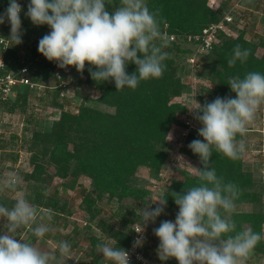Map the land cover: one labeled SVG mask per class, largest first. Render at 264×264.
Listing matches in <instances>:
<instances>
[{
    "label": "rangeland",
    "instance_id": "obj_1",
    "mask_svg": "<svg viewBox=\"0 0 264 264\" xmlns=\"http://www.w3.org/2000/svg\"><path fill=\"white\" fill-rule=\"evenodd\" d=\"M20 4L22 14L25 16L29 3ZM105 4L110 10H114L120 6V0H105ZM207 5L219 12L220 19L230 13L235 25H232V30L223 32L226 37H237L242 32L244 39L256 46V54L264 55V0H207ZM22 20L23 18L21 22ZM166 28L165 24L160 29L161 36L156 43L164 52L172 56L173 66L176 68L175 75L183 86L180 92L170 96L168 101L180 103L184 106V111H177L175 120L170 125L166 136L171 133L173 138L167 140L165 137L164 141L157 144V148L164 154L160 165L157 168L138 165L134 173L127 178L125 188L119 187L114 193L109 190L102 191L96 201L94 216L87 214L85 204L82 202L87 196L95 197L93 179L88 175L75 173L77 162L74 157L67 156L58 170L52 162H46L50 157L48 144L46 142L32 144L31 139L34 132H49L54 123L60 119L63 111L78 115L83 107L97 111H114L115 108L101 101L102 89L96 84L87 83L86 74L77 72L75 67L62 69L55 62L48 61L42 54L30 55L31 47L36 46V43L50 32L49 29L42 30L39 26L37 30L40 33L34 31L33 34L35 41L29 40L19 45L12 42L18 47L19 58L25 59L30 64L33 81L38 86L34 92L27 94V102L24 106L20 104L15 109H10L11 102L0 101V205L11 208L16 199L22 195L34 206L31 198L38 191L43 198L56 196L59 200L58 204L65 205L64 210L58 215H53L44 207L36 209V223L50 225L53 229L43 238H37L28 228L18 230L16 234L18 239L55 253L57 260L53 264H111L102 257L97 244L106 243L123 248L125 239L119 240L111 235L114 230L126 231L128 225L123 219V212L132 209L141 213V208L145 205L169 193L173 183L184 181L187 175H198L196 168L200 169L201 161L190 154L188 145L193 141L190 138L191 133L198 131L202 125L194 119L189 109L193 107L195 99L200 104H204L206 101L212 102L215 98L222 97L219 79L211 69L213 65L211 63L216 56L210 52L211 49L198 51V42L195 41L194 36L201 31L170 34ZM9 31L10 24L4 27L0 25L1 37L8 38ZM220 42L221 37L218 36L212 47ZM3 50L0 47V54ZM216 65L220 68L217 61ZM56 72L65 76V82H60L61 86L56 79ZM16 90L25 92L26 88L24 85H18ZM60 90L64 91V96H61ZM7 98L14 99L15 93H10ZM191 120L192 125L187 129L188 125L185 121ZM184 132H188V135L183 136ZM77 135L75 131L71 133L68 139L69 150L80 144ZM240 140L244 142V150L241 153L243 171L251 177L249 189L258 191L264 182V105L260 107L256 119L248 126L247 132ZM33 153L41 156L43 162H46L44 171H38L36 168L32 159ZM63 173L76 179L74 188L62 187ZM13 174L22 179L16 192L6 189L3 183ZM37 174L39 175L36 176ZM260 193L259 203L235 202L234 211H264V192ZM156 206V204L152 205V207ZM167 206L169 207H166L165 213L157 218L155 224H148L143 245L146 256L158 264H178L175 259L162 262L156 252L159 240L154 235L153 229L159 227L163 220H172L169 210L176 209L172 200L167 202ZM49 212L52 214L51 220L47 218ZM6 223V220H0V231L6 230ZM248 227L249 224H242V230ZM61 241H67L72 245L67 258L62 257L58 251ZM246 264H264V256H255L252 252Z\"/></svg>",
    "mask_w": 264,
    "mask_h": 264
},
{
    "label": "clouds",
    "instance_id": "obj_2",
    "mask_svg": "<svg viewBox=\"0 0 264 264\" xmlns=\"http://www.w3.org/2000/svg\"><path fill=\"white\" fill-rule=\"evenodd\" d=\"M22 6L9 0V6L0 15V24H10L11 40L22 43ZM35 26L47 25L51 31L38 43V52L59 68L75 67L83 74L86 64L96 82L114 81L117 91L135 90L141 81L161 78L168 57L156 43L161 36L160 10L150 11L145 0H120V6L110 10L105 0H30L25 14ZM249 49L237 44L228 59L229 66L246 61ZM129 64L136 71L127 72ZM96 69V70H93ZM235 98L217 97L200 104L196 99L189 112L202 125L188 147L198 155L203 169H197L198 186L171 195L178 206L175 220H163L154 228L159 240L156 250L163 261L175 259L178 264H246L256 245L264 239L262 232L250 227L237 231L232 213L239 197L238 186L225 183L218 177L210 161L213 148L230 159H238L244 150L243 136L264 105V74L246 73L228 80ZM167 140L173 137L171 133ZM4 187L16 192L21 177L13 174ZM156 204V207H152ZM166 197L154 200L141 208L142 230L133 242V249L142 247L143 232L149 223L155 224L165 213ZM49 220L52 214H47ZM0 220H6V230L0 231V264H53L57 256L29 242L17 238L18 230L28 228L37 238L53 231L50 225L37 224L36 208L24 196L16 199L11 208L0 205ZM35 225V226H33ZM226 237V238H225ZM72 245L61 241L60 255L67 258ZM105 260L111 264H131L127 250L106 243L97 244ZM142 259V257H137Z\"/></svg>",
    "mask_w": 264,
    "mask_h": 264
},
{
    "label": "trees",
    "instance_id": "obj_3",
    "mask_svg": "<svg viewBox=\"0 0 264 264\" xmlns=\"http://www.w3.org/2000/svg\"><path fill=\"white\" fill-rule=\"evenodd\" d=\"M21 2L30 3V0H20L18 3ZM145 2L150 11L160 10L159 19L161 22L159 28L161 29L166 24V30L170 34L197 33L207 25L220 19L219 12L208 7L207 0H145ZM8 5L9 0H0L1 15ZM20 16L23 18L21 30L24 34L22 42L35 41L33 34L34 31H38L39 26L33 25L31 20L26 15L24 16L22 12ZM8 24L5 21L0 25L4 27ZM40 27L42 30L49 29L51 31L47 25ZM10 35L11 30L7 35L8 38H6L11 43H8L6 47L0 46L4 49L0 54V60L3 62L0 67V75L15 71L17 67L23 64L29 65L31 70L30 64L25 59L19 58L18 47L12 44L15 41L11 40ZM218 36L221 37V42L215 44L210 50L216 56L213 63H211L213 64L211 69L219 79L221 98L226 96L235 98V93L231 91L230 85L227 84L229 78L236 75L243 78L249 72L264 74V55L258 56L256 54V46L244 39L242 32L237 37H226L223 32H220ZM38 43H36V46L31 47L30 55H40ZM171 44L175 45L174 43ZM237 44L241 45L243 49H249L250 55L243 63L238 60L235 65L229 66L228 59L233 55V49ZM216 61L220 68L217 67ZM173 62L172 56L168 55L163 62L166 69L161 78L141 81L135 90L126 87L119 91H117L114 81H94L88 71L89 65L86 64L83 72L87 76L86 82L96 84L102 89L101 101L109 106H114V111H97L89 107H83L78 115H71L63 111L60 119L54 123L49 132H34L31 139L32 144L36 142H46L48 144L50 157L46 162H52L59 170L67 156L74 157L77 162L75 173L88 175L93 179L95 197L87 196L82 200L89 216H94L96 201L100 198L102 191L109 190L114 193V190L119 187L125 188L127 178L134 173L138 165L143 164L157 168L164 158L163 151L157 148V144L164 141L170 125L175 120L176 112L184 111V106L180 103H169L168 101L170 96L178 94L183 87L180 79L175 75L176 68L173 66ZM93 70L96 69L93 68ZM135 71L136 65L129 64L127 72L132 74ZM61 74L65 78L63 73ZM30 77L33 80L31 73ZM25 88L26 91H18L14 99H3L0 96V101L11 102L10 109H15L20 104L24 106L27 102V94L36 90V88H29L28 86H25ZM74 131L78 134L77 138L80 139V144L69 150L68 139ZM190 138L192 140H203L198 135L197 130L191 133ZM240 139L241 136L238 134L237 140ZM64 152H67V154ZM189 152L194 158L200 159L191 150ZM32 159L38 171H44L46 162H43L41 156L33 153ZM209 166L215 169L217 176L222 177L225 183L231 182L238 186L240 194L235 200L236 203L256 204L260 202V192H264V182L258 191L249 189L251 177L243 171L241 154L238 159L233 160L213 148ZM199 168L203 169L202 162ZM61 176L64 189L75 187L76 179L74 177L66 173L61 174ZM199 184L198 175H187L184 181L173 183L169 188V193L164 194L163 198L166 197L167 202L169 200L174 202L172 192L181 193L187 188ZM31 202L36 209L44 207L49 209L53 215L60 214L65 208V205L58 204L59 200L56 196L43 198L40 191L35 193L34 197L31 198ZM174 205L176 209L169 210L172 220H175L179 211L175 202ZM122 216L128 225L126 231L114 230L111 235L119 240L125 239L124 249L131 240L132 226L143 224V222L141 213H137L132 209L124 211ZM232 219L236 222L237 231H241L242 224L246 223L254 232L260 233L261 226L264 223V211H233ZM253 252L255 256H264L263 239L256 245Z\"/></svg>",
    "mask_w": 264,
    "mask_h": 264
},
{
    "label": "built area",
    "instance_id": "obj_4",
    "mask_svg": "<svg viewBox=\"0 0 264 264\" xmlns=\"http://www.w3.org/2000/svg\"><path fill=\"white\" fill-rule=\"evenodd\" d=\"M20 4V3H19ZM22 6V5H21ZM232 17L230 13H227L223 16V19H220L217 22L211 23L204 27L200 34H197L195 37V41L198 42V51L211 49L213 43L218 39V35L220 32H228L227 30H232ZM171 38H173L171 36ZM3 38L0 36V46L6 47L8 45V39ZM3 62L1 61L2 66ZM31 70L29 65H20L15 69V71H9L5 75H0V96L4 99L9 97L10 93H18L16 87L18 85L28 86L29 88H37V83L34 82L30 77ZM56 79L59 81V85L65 82V78L62 76L61 73L56 72ZM61 82V83H60ZM61 96H64V91L60 90ZM185 124L188 125L187 129L191 127V121H185ZM183 136H187L188 132H184ZM148 227V225H147ZM145 228L143 232L144 239L147 236L148 228ZM143 224H135L132 226L133 232L131 240L125 250H127L130 254L131 264H158L156 261L149 259L146 256V249L144 245L142 247H138L133 249V242L138 237V231L142 230ZM142 257V259H138L137 257Z\"/></svg>",
    "mask_w": 264,
    "mask_h": 264
}]
</instances>
